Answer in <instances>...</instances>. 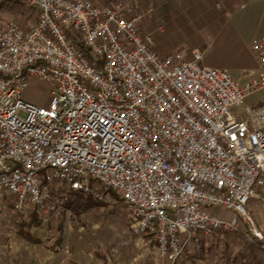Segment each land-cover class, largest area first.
Listing matches in <instances>:
<instances>
[{
    "label": "built area",
    "instance_id": "2783aa9c",
    "mask_svg": "<svg viewBox=\"0 0 264 264\" xmlns=\"http://www.w3.org/2000/svg\"><path fill=\"white\" fill-rule=\"evenodd\" d=\"M18 1L35 22L0 23V194L16 211H53L62 183L115 192L169 259L241 222L263 237L246 204L264 189V106L232 107L264 88V35L239 82L197 50L157 52L121 1ZM30 78L49 85L46 105L23 98Z\"/></svg>",
    "mask_w": 264,
    "mask_h": 264
},
{
    "label": "rangeland",
    "instance_id": "374dc122",
    "mask_svg": "<svg viewBox=\"0 0 264 264\" xmlns=\"http://www.w3.org/2000/svg\"><path fill=\"white\" fill-rule=\"evenodd\" d=\"M92 1L103 5L121 1L128 5L132 14L140 16L139 26L143 35L161 54L177 52L188 55L197 50L202 54L204 63L226 69L235 79L237 74L242 78L252 72L232 71L242 59L235 44L226 45L225 49L219 40L208 48L212 41L210 33L213 32L210 20L221 15L220 5L212 3V0ZM9 22L30 26L35 22V14L18 0H0V23ZM228 26L231 33L234 31L240 39L241 36L245 39L251 37L256 32L253 20L246 13L234 14ZM49 91L48 84L30 78L22 96L37 105H46ZM261 106H264V88L233 106L232 112L242 116L245 107ZM69 198L63 184L55 183L51 189V201L55 208L45 214L35 212L41 219L37 227L28 226L33 209L14 211V197L9 192L0 194V251L7 250L15 243V238L20 237L31 245L40 240L47 248L57 252L61 249L58 256L64 262L74 260L75 252L83 250L92 258L86 259L85 264H264V235L262 238L255 237L245 223L241 222L232 231L199 234L196 241H189L178 257L169 259L156 252L150 238L133 232L122 201L111 191H104L101 198L92 199L93 206L86 209L81 206L76 210L74 206L67 207L63 202ZM64 248L69 249L68 254ZM93 250L101 257H92ZM2 260L4 255L0 254Z\"/></svg>",
    "mask_w": 264,
    "mask_h": 264
},
{
    "label": "crops",
    "instance_id": "0c3cea01",
    "mask_svg": "<svg viewBox=\"0 0 264 264\" xmlns=\"http://www.w3.org/2000/svg\"><path fill=\"white\" fill-rule=\"evenodd\" d=\"M212 3L219 4L221 9L220 17L214 16L212 20L213 32L210 33L212 38L208 48L215 41H219L224 48L229 46L231 43L238 47L241 60L236 70L241 72L243 70H251L255 72L257 70V63L250 51V44L254 38L264 35V0H212ZM246 13V16H250L254 22L256 32L252 33L251 37L241 36L240 39L238 34L230 29L229 21L236 16ZM238 14V15H237ZM229 29V30H228ZM226 49V48H225ZM205 55V54H204ZM246 56V57H245ZM205 57V56H204ZM203 62V57L202 61ZM203 65L211 66L207 63ZM221 68V67H217ZM239 82L243 81L240 74H237ZM66 188V186L63 184ZM52 189V188H51ZM264 189L259 193L258 198H253L248 202V212L254 221L255 226L264 235ZM258 201V202H257ZM16 211V210H14ZM16 243V244H15ZM15 243L10 245L4 252L0 251V254L4 255V260L0 261V264H85V260L91 258L87 253L80 250L75 252V259L69 262H64L59 255L61 249L57 252L51 248H47V245L42 241L38 240L35 244L31 245L28 241L23 238H15ZM154 249V248H153ZM95 259L101 257L95 250L92 251ZM8 258H11L8 260ZM92 259V258H91Z\"/></svg>",
    "mask_w": 264,
    "mask_h": 264
},
{
    "label": "trees",
    "instance_id": "16d2710c",
    "mask_svg": "<svg viewBox=\"0 0 264 264\" xmlns=\"http://www.w3.org/2000/svg\"><path fill=\"white\" fill-rule=\"evenodd\" d=\"M21 3V2H20ZM68 196L70 197L69 200H65L63 203H65V205L67 207H72L74 206L75 208L73 209H77V207H80L82 209H86V208H90L91 206H93V202L92 199H96V197L94 196V198L91 196V194H83L80 192H76L71 190L69 187H66ZM112 195H115L117 197H119L115 192L111 191ZM120 199V198H119ZM121 200V199H120ZM33 213L30 216L29 222H28V226L30 225H34V226H39L41 223V219L37 216V214L35 212H37L35 209H33Z\"/></svg>",
    "mask_w": 264,
    "mask_h": 264
}]
</instances>
